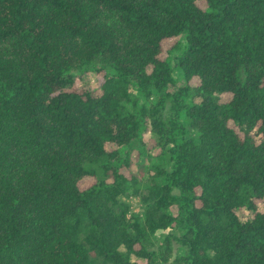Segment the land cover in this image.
Wrapping results in <instances>:
<instances>
[{"label":"trees","instance_id":"1","mask_svg":"<svg viewBox=\"0 0 264 264\" xmlns=\"http://www.w3.org/2000/svg\"><path fill=\"white\" fill-rule=\"evenodd\" d=\"M0 264H264V0H0Z\"/></svg>","mask_w":264,"mask_h":264},{"label":"rangeland","instance_id":"2","mask_svg":"<svg viewBox=\"0 0 264 264\" xmlns=\"http://www.w3.org/2000/svg\"><path fill=\"white\" fill-rule=\"evenodd\" d=\"M181 35H185L184 33H182ZM180 35V36H181ZM179 36V35H178ZM174 41L170 40V42L168 44H166L165 49L169 48V45H171ZM166 51V50H165ZM177 53V51H174L173 54ZM166 54V53H165ZM170 63L172 64V76L174 77V79L176 81H178L180 84L182 82H184L183 79V70L180 66L174 64V61H170ZM102 80V76L95 74V72H85L82 76H79L78 82L79 83H85L88 82L90 84H92L94 87H96L99 82ZM191 133V132H188ZM152 135L150 133V131H146L144 133V138L147 140L148 138H150ZM144 152L142 154L141 157L137 156L136 161H135V166H134V170H136L137 172L139 171L140 175L142 176V174L147 177L149 175V173H152V170H150V164L157 162V158H155V155L157 156L156 150L152 149L150 146H147V148H144ZM149 169V170H148ZM129 202L131 204V212L132 213H140L144 210L143 204L140 202V199L138 197H136L133 194L129 195ZM241 216L243 215L242 213H240Z\"/></svg>","mask_w":264,"mask_h":264}]
</instances>
